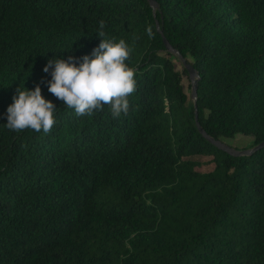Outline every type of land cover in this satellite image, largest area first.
Wrapping results in <instances>:
<instances>
[{
    "label": "trees",
    "instance_id": "16d2710c",
    "mask_svg": "<svg viewBox=\"0 0 264 264\" xmlns=\"http://www.w3.org/2000/svg\"><path fill=\"white\" fill-rule=\"evenodd\" d=\"M155 2L0 0V264H264V147L231 153L199 130L168 48L199 75L204 133L249 135L251 149L264 141V0ZM100 21L127 43L136 91L127 114L78 117L43 69L91 55ZM37 85L57 108L51 132L9 130L17 89Z\"/></svg>",
    "mask_w": 264,
    "mask_h": 264
},
{
    "label": "clouds",
    "instance_id": "9594fccd",
    "mask_svg": "<svg viewBox=\"0 0 264 264\" xmlns=\"http://www.w3.org/2000/svg\"><path fill=\"white\" fill-rule=\"evenodd\" d=\"M105 26L100 21L97 33L102 42L91 55L79 58V65L76 57L69 56L67 60L51 59L43 69L45 73L51 70L48 91L78 117H91L94 112L103 111L105 105L110 106L114 118L127 114L128 97L136 91L135 70L126 63L130 55L128 45L124 39L117 42L115 38H106ZM146 31L152 38V28ZM56 110L55 104L42 95L40 85L34 90L19 87L7 109L6 127L16 132L32 129L50 133L56 123Z\"/></svg>",
    "mask_w": 264,
    "mask_h": 264
},
{
    "label": "water",
    "instance_id": "95a60500",
    "mask_svg": "<svg viewBox=\"0 0 264 264\" xmlns=\"http://www.w3.org/2000/svg\"><path fill=\"white\" fill-rule=\"evenodd\" d=\"M151 4L153 6H156V2L155 0H150ZM158 28H159V24H157ZM164 41H166V38L164 37ZM168 48L171 52L173 53H176L179 58L181 59L183 65L185 66V68L187 69L188 71V74H189V78L191 79V82H192V97L194 99V103H195V107H196V121H197V125L199 127V130L209 139L211 140L212 142H214L216 145H218L219 148L221 149H225V150H228L230 151L231 153H237V154H243V153H250V154H253L254 152H256L257 150L261 149L264 147V141L261 142L260 144L256 145L255 147H252L251 149H245V150H240V151H236V150H233L232 148H228L226 147L220 140H215L214 138H211L210 136H207L204 131L202 130L199 122H198V109H197V91H198V81H199V75L197 73V71L195 70V68L193 67V65L187 61V59L183 56V54H181L179 51L171 48L169 45H168Z\"/></svg>",
    "mask_w": 264,
    "mask_h": 264
},
{
    "label": "rangeland",
    "instance_id": "374dc122",
    "mask_svg": "<svg viewBox=\"0 0 264 264\" xmlns=\"http://www.w3.org/2000/svg\"><path fill=\"white\" fill-rule=\"evenodd\" d=\"M175 63L179 70H183V63L179 56L174 53ZM190 58V55H188ZM183 82L185 85V88L187 90V93L190 97V99H193L192 97V82L189 78V75H186L183 73ZM226 147L232 148L233 150H244L245 148H248L253 145V138L249 135L245 134H237L234 138H225L223 137L220 140ZM196 159H201V157H195ZM212 166L206 167L207 169L211 168Z\"/></svg>",
    "mask_w": 264,
    "mask_h": 264
}]
</instances>
